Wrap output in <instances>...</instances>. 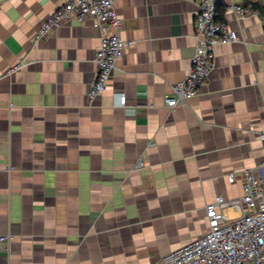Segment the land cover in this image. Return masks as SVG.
Masks as SVG:
<instances>
[{
  "label": "crops",
  "instance_id": "crops-1",
  "mask_svg": "<svg viewBox=\"0 0 264 264\" xmlns=\"http://www.w3.org/2000/svg\"><path fill=\"white\" fill-rule=\"evenodd\" d=\"M64 1L0 0V264H156L203 235L206 204L241 196L244 169L264 160L262 22L227 9L264 0H219L239 40L215 46L208 79L173 109L198 0H117L132 43L95 98L94 19L35 40Z\"/></svg>",
  "mask_w": 264,
  "mask_h": 264
},
{
  "label": "built area",
  "instance_id": "built-area-1",
  "mask_svg": "<svg viewBox=\"0 0 264 264\" xmlns=\"http://www.w3.org/2000/svg\"><path fill=\"white\" fill-rule=\"evenodd\" d=\"M117 0H65L39 25L35 40L55 31L63 23L92 18L103 35L97 50L96 76L88 89L95 98L107 88L117 62L123 57L131 41L121 37V18L116 8ZM195 13V51L185 77L172 86V94L164 97L165 104L173 109L184 105L198 94L200 86L208 79L215 63V46L239 40L236 31L227 22L217 19L219 0H198ZM264 6V2L262 4ZM252 2H234L227 9L238 17L257 15L262 22L264 45V8ZM113 27L114 31H109ZM21 63L13 68L20 67ZM116 102L125 105L123 92L115 93ZM264 139V132L260 133ZM235 179L234 173L229 180ZM243 193L226 198L217 195L205 206L208 227L205 233L164 254L156 264H264V160L257 169L243 171ZM232 208L241 214L231 217L224 212ZM11 235L0 233V246L10 241Z\"/></svg>",
  "mask_w": 264,
  "mask_h": 264
},
{
  "label": "trees",
  "instance_id": "trees-1",
  "mask_svg": "<svg viewBox=\"0 0 264 264\" xmlns=\"http://www.w3.org/2000/svg\"><path fill=\"white\" fill-rule=\"evenodd\" d=\"M254 5L255 6H261L260 4H256V3ZM217 6H218V10H219V2H218V5ZM217 18H218V16H217Z\"/></svg>",
  "mask_w": 264,
  "mask_h": 264
},
{
  "label": "rangeland",
  "instance_id": "rangeland-1",
  "mask_svg": "<svg viewBox=\"0 0 264 264\" xmlns=\"http://www.w3.org/2000/svg\"><path fill=\"white\" fill-rule=\"evenodd\" d=\"M229 213H230V214H232V212H231V211H229Z\"/></svg>",
  "mask_w": 264,
  "mask_h": 264
}]
</instances>
